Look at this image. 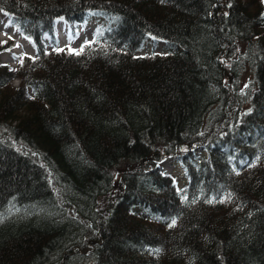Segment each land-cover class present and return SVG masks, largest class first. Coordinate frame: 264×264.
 Segmentation results:
<instances>
[{
    "label": "trees",
    "instance_id": "16d2710c",
    "mask_svg": "<svg viewBox=\"0 0 264 264\" xmlns=\"http://www.w3.org/2000/svg\"><path fill=\"white\" fill-rule=\"evenodd\" d=\"M0 9L39 50L0 60V264H264L261 0ZM92 16L82 52H45L56 18Z\"/></svg>",
    "mask_w": 264,
    "mask_h": 264
},
{
    "label": "rangeland",
    "instance_id": "374dc122",
    "mask_svg": "<svg viewBox=\"0 0 264 264\" xmlns=\"http://www.w3.org/2000/svg\"><path fill=\"white\" fill-rule=\"evenodd\" d=\"M10 21L8 16H5L4 14H0V41H9L11 40L12 49L8 52H3L0 54V60L1 62H7L11 65H17L19 64V60L14 59V56L20 57L25 56L26 54L33 53L34 55H37L36 47L33 44V42L27 41L23 39L21 32H19V29L17 27H14L12 24H10L8 27H5L6 24ZM95 23L89 24L85 26L82 30V34L84 37L81 39H87L91 38L95 35ZM66 27L64 26V33H63V39L67 40V37H69ZM24 36V35H23ZM66 36V37H65ZM28 39V38H27ZM82 40L73 39L70 43L75 44L78 47H80ZM19 45V46H17ZM166 46L163 43L155 44V42H147V46L145 47V51H148L150 48L156 49L158 52H163L168 49L165 48ZM232 80L229 79L228 81ZM20 83V79H15L12 82V85L14 87H17ZM162 168L168 172L173 173L177 179L178 182L181 184H185L188 180L187 178V172L184 167V165L178 161L175 157L174 158H167L165 161L161 163Z\"/></svg>",
    "mask_w": 264,
    "mask_h": 264
},
{
    "label": "snow or ice",
    "instance_id": "6c2138e0",
    "mask_svg": "<svg viewBox=\"0 0 264 264\" xmlns=\"http://www.w3.org/2000/svg\"><path fill=\"white\" fill-rule=\"evenodd\" d=\"M164 0H161V3H163ZM261 3H264V0H261ZM0 11H2V9H0ZM5 15H7V13H5ZM262 16H264V13H262ZM11 24V21L8 22V24L5 25V27H8ZM19 46V45H17ZM8 51H10L11 49H7ZM70 51H75V50H70ZM76 54H79V52H77ZM14 59H17L21 62V64L23 63V56L20 57H16L14 56ZM11 71H15V69H10ZM34 98V97H33ZM212 201H209V203H211ZM173 224L175 223V221L172 222ZM159 251V250H157Z\"/></svg>",
    "mask_w": 264,
    "mask_h": 264
},
{
    "label": "bare ground",
    "instance_id": "6f19581e",
    "mask_svg": "<svg viewBox=\"0 0 264 264\" xmlns=\"http://www.w3.org/2000/svg\"><path fill=\"white\" fill-rule=\"evenodd\" d=\"M22 37H23V39H25V40L29 41V39H27L25 36H23V35H22ZM29 42H30V41H29Z\"/></svg>",
    "mask_w": 264,
    "mask_h": 264
}]
</instances>
